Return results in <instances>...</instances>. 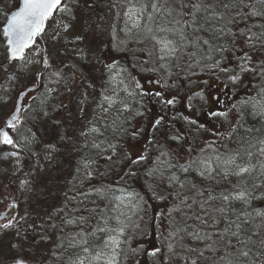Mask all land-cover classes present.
Here are the masks:
<instances>
[{"label": "snow or ice", "instance_id": "6c2138e0", "mask_svg": "<svg viewBox=\"0 0 264 264\" xmlns=\"http://www.w3.org/2000/svg\"><path fill=\"white\" fill-rule=\"evenodd\" d=\"M89 5L91 0H22L14 10L0 6L6 61L0 62V104L9 103L21 85L13 109L0 119V146L11 149L0 153L8 162L0 176L23 194L17 200L8 192L0 212V264H264V208L253 207L264 200V137L252 136L254 129H245L243 121L249 107L264 117V0H125L126 39L118 44L100 38L108 29L83 14ZM109 34L115 40L114 26ZM129 41L139 46L130 67L147 74L143 82L113 55L131 51ZM96 72L103 84L94 114L78 133L70 132L66 121L46 110L48 97L58 92L49 85H63L71 95L79 77L84 113ZM198 73H209L214 83L197 80L199 90L181 97L177 81L193 83ZM245 77L260 82L257 97L225 105L224 96L234 94ZM182 100L188 115L174 111ZM194 100L209 120L228 121L233 110L241 119L226 133L208 128ZM153 101L151 120L134 125L147 119ZM65 107L61 102L52 111ZM37 118L53 125V140L42 144L44 165L34 150L40 138L25 122ZM189 130L213 139L193 154ZM178 148L189 154L183 163ZM61 151L79 153L75 182L59 207L35 213L51 193L36 175ZM101 162L125 165L122 180L137 176L133 166L151 164L144 167L150 198L167 209L151 218V232V205L143 195L110 185L83 189L101 174ZM161 220L167 228L158 232Z\"/></svg>", "mask_w": 264, "mask_h": 264}, {"label": "trees", "instance_id": "16d2710c", "mask_svg": "<svg viewBox=\"0 0 264 264\" xmlns=\"http://www.w3.org/2000/svg\"><path fill=\"white\" fill-rule=\"evenodd\" d=\"M103 3L104 2L102 0H96L94 7L92 9L88 8L87 12L94 11L98 13L99 16L100 15L102 16V18L105 20L103 28L108 29V31L103 32L104 39L106 40V42H109V41L112 42L113 37L109 34V32H110V27L113 26V21H114L113 10H111L110 8H105V6L102 5ZM118 39L121 41V40H125L126 37L124 35L122 36L120 33H117L115 34V40H118ZM127 47L131 49V51H124V53H120V51L118 52L114 51L113 55L115 58L120 60L121 65L128 67L129 70L133 73V75H137L139 78L143 79L144 76H146L147 74L139 73L136 69H132L130 67L131 64L136 63V57H134L133 52L138 53L139 46L129 41L127 44ZM4 52L5 50L1 48L0 49V62H3L5 60ZM201 79L208 80L210 85L214 83V77L211 76L209 73H198L196 77H192L193 83H189L188 81L181 78L180 80L177 81V83L180 85L179 95L181 97H187L188 95H190L192 90L198 91L199 88L197 84L195 83V81L201 80ZM259 84L260 82L257 79L245 77L243 85L238 87L235 90L234 94L224 96V104L230 106L232 103H238L240 99H245L249 96L257 97V93L259 91ZM40 90L42 89L40 88ZM62 90L65 91L64 87H62ZM65 95H69V94L65 91L64 96ZM185 103H186V100H182L179 104H177L176 109L174 111L178 110L180 112H183L185 115H188L189 113H188V110L185 108ZM193 103L196 104L197 108L200 109V115H199L200 121L205 123L206 127L208 128L214 127V128H217L219 131L226 133L228 132L229 128L232 125L236 124L241 119V115L237 114V112L233 110L231 113H229L228 121H224L223 119H215V118L209 120L203 115L204 108H200L201 102L199 100H194ZM36 104L38 103H35L33 105H36ZM210 106H211V98L209 97V104L206 107H210ZM148 107L152 109V111L146 114L147 119H145L144 117L137 118L135 121H133L134 125L139 126L141 123H144L146 126L147 122L151 120L152 112L157 111V106H155V102L153 101V102L148 103ZM52 108H53V105L50 99L48 101V106L46 110L52 111ZM196 110H197L196 108L192 109L193 112H195ZM61 112H62V109H60L57 112L52 111L50 113H52V117L54 119H59L63 121L62 118L60 117V115H62ZM37 120H40V119L37 118L36 121ZM30 121H31V124L29 126L32 127L34 131L35 126H33V124L35 120L33 121V123H32V120ZM243 121H244L245 129L246 128L254 129V132L251 134L252 136L257 137V138L264 137V117L259 116L249 107L248 109H245L243 111ZM46 123L48 124L49 128L50 127L53 128V125L50 122L46 121ZM176 127L184 129L185 125L183 124L182 121H177ZM241 134L242 135L245 134L244 129H241ZM188 137L193 145V149H194L193 154H195L199 148L203 147L206 141H210L213 139L210 133L206 131L195 133L189 130ZM161 140H163V137H161ZM219 143H225V141H219ZM227 143H228L229 148L235 147V144L233 142L229 141ZM176 151L179 153L181 163L185 162L189 158V154L183 148H178L176 149ZM150 156L154 160V153L150 152ZM78 158H79V155H78ZM144 167H151V164L148 162H145V165L133 166V170L137 172V176L136 177H125V179L122 180L121 177L123 176L124 171L126 170L125 165L117 163V164L109 166L101 162V165L99 168V172L101 174L97 175L93 180L86 182L83 185V189L86 190L87 188L93 185L95 186H101V185L109 186L110 185L113 188L127 187L129 191H135L143 195L145 199H147L149 204L151 205V207L149 208V216H148L149 223H147V229L151 232L153 228V225L150 223L151 218L155 216L158 211L160 210L166 211L167 209L164 203L158 202L156 200H152L150 198L151 193L148 188L150 181H149V178H147L144 174ZM74 182L75 181H73V183ZM69 188L67 192L69 191ZM157 191H161V189H157ZM60 199L61 200L58 201L59 205H61L64 202L65 196ZM57 206H54V208ZM253 207L264 208V200H257L253 202ZM57 223L59 224V221H57ZM166 228H167L166 221L161 220L160 228L158 232L165 231ZM7 239H8L7 237L4 238L5 251H6ZM137 242L138 241L134 240L133 246H135ZM37 243H39L38 236H37ZM48 264H54V262L52 260H49Z\"/></svg>", "mask_w": 264, "mask_h": 264}, {"label": "rangeland", "instance_id": "374dc122", "mask_svg": "<svg viewBox=\"0 0 264 264\" xmlns=\"http://www.w3.org/2000/svg\"><path fill=\"white\" fill-rule=\"evenodd\" d=\"M102 1L104 2L102 5L105 6V8H110L111 10H113V15L116 16V18L120 16L123 17L124 9L122 5L125 3V0H102ZM19 2L20 0H0V6L7 7L9 10H14L16 9ZM95 2L96 0H91V5L83 8V14L89 16L93 21H99L101 27L103 28L105 20L102 18V16L101 15L99 16V14L94 11L87 12L88 8L92 9L94 7ZM85 3L86 0H81V5H84ZM113 5L116 6L114 7ZM3 22H4V17L0 15V29L2 26L1 24H3ZM122 32L123 29L119 30V32L118 30H116V34L120 33L122 36L123 35L125 36L124 32L123 33ZM100 38L106 42V40L104 39L103 32L100 34ZM46 39L48 38L46 37ZM112 42L114 44H118L120 40L119 39L114 41L112 40ZM3 47H4L3 36L2 34H0V49ZM49 48L50 50H53L50 41H49ZM93 75L96 77L95 79L96 87L95 89H88L89 99L87 103V109L84 113L80 112V106L78 103V101L81 99L80 92L83 90V85L80 83L79 77L77 78L76 83L72 85L73 93L71 95L69 94L64 96L65 91L62 90L63 85H54V84L49 85L50 87L57 88L58 92L52 93L48 97V101L51 99L52 103L54 104L53 106L59 105L61 102H63L66 105V107L62 109L61 112L62 115H60V117L62 118L63 121L67 122V124L69 125L70 132L78 133L79 130L84 125H86L87 120L92 118L94 114L93 109L95 108L96 103L99 100L100 88L101 85L103 84V80L99 78L100 74L98 72L93 73ZM41 89L42 90H40L39 92L44 91V88ZM20 90H21V85L18 84L10 94L12 99L9 101V103L0 104V119L6 118L8 113L13 109L16 95ZM3 94L4 93H0V95ZM25 103L35 104L39 102L27 100ZM21 115L23 119L26 117L27 114L22 113ZM82 115L85 117L83 121L80 119V116ZM25 122L27 126L30 127L29 125L31 124V121L26 120ZM33 126H35L34 131L37 132L41 141V144L37 145L34 150L40 153L41 165H44V161H43L44 153L42 150V144L53 140L54 138L53 128L52 127L49 128L46 121H41V120H37V121L35 120ZM6 150H10V149H4L3 146H0V153ZM78 155L79 153H76L74 156H69L66 152L61 151V153L58 155L57 159L53 161V164L51 166L45 165L43 170L38 171L36 175L37 183L39 184L41 181H43L44 184L48 185L51 188V193L50 195H47L44 198L43 202L39 206L32 209V211H34L35 213H41L43 215H46L48 211L54 208V206L57 205H58L57 207L60 206L58 201L61 200L60 198L65 196V192H67L68 188L71 186V184L74 181L73 167L76 160L78 159ZM7 163L8 162L0 160V167H4ZM8 171L11 172L12 168L9 167ZM57 177H59L58 180L55 179ZM8 192H11L12 195L15 196L17 200H22L23 194L20 193L19 191H13L12 187L7 186V180L4 179L2 176H0V199L3 200V203H0V212L4 211L6 205L9 203L8 199H6ZM21 211H24L23 205L21 207Z\"/></svg>", "mask_w": 264, "mask_h": 264}, {"label": "bare ground", "instance_id": "6f19581e", "mask_svg": "<svg viewBox=\"0 0 264 264\" xmlns=\"http://www.w3.org/2000/svg\"><path fill=\"white\" fill-rule=\"evenodd\" d=\"M113 26L115 27L116 30H118V32H119V30L123 29V26H124L123 17L120 16V17L116 18V16H114ZM120 53H124V51H120ZM52 105H54V104L52 103Z\"/></svg>", "mask_w": 264, "mask_h": 264}, {"label": "water", "instance_id": "95a60500", "mask_svg": "<svg viewBox=\"0 0 264 264\" xmlns=\"http://www.w3.org/2000/svg\"><path fill=\"white\" fill-rule=\"evenodd\" d=\"M22 2V0L20 1V3Z\"/></svg>", "mask_w": 264, "mask_h": 264}, {"label": "flooded vegetation", "instance_id": "af4514ba", "mask_svg": "<svg viewBox=\"0 0 264 264\" xmlns=\"http://www.w3.org/2000/svg\"><path fill=\"white\" fill-rule=\"evenodd\" d=\"M7 199V198H6Z\"/></svg>", "mask_w": 264, "mask_h": 264}]
</instances>
